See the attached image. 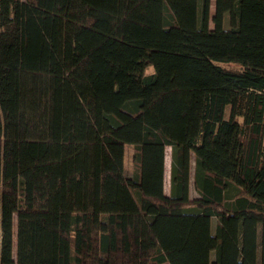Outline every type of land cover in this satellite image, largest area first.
<instances>
[{
    "label": "trees",
    "instance_id": "16d2710c",
    "mask_svg": "<svg viewBox=\"0 0 264 264\" xmlns=\"http://www.w3.org/2000/svg\"><path fill=\"white\" fill-rule=\"evenodd\" d=\"M210 7L0 0V264H264V0Z\"/></svg>",
    "mask_w": 264,
    "mask_h": 264
},
{
    "label": "rangeland",
    "instance_id": "374dc122",
    "mask_svg": "<svg viewBox=\"0 0 264 264\" xmlns=\"http://www.w3.org/2000/svg\"><path fill=\"white\" fill-rule=\"evenodd\" d=\"M210 14L211 17L215 14L216 12V0H211V7H210ZM213 22H211V26H213ZM148 72L153 71V67L150 66L147 70ZM133 151L134 148L132 145L127 146V151H126V159H125V175L127 177H130L134 174V163H133ZM167 154H166V166H165V175H164V188H165V193L166 195H170L172 191V182H171V147H167ZM190 197L193 199H196L199 197V192L197 191L194 180L192 178L191 180V186H190ZM214 223H216V219H214ZM14 232H17V225L15 226ZM16 238V236H15ZM16 242V240H15ZM163 264H168V263H163Z\"/></svg>",
    "mask_w": 264,
    "mask_h": 264
}]
</instances>
